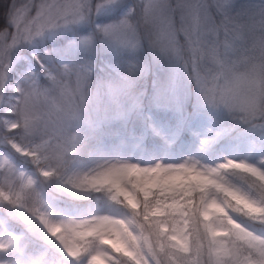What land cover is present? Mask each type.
<instances>
[{
	"label": "snow or ice",
	"instance_id": "obj_1",
	"mask_svg": "<svg viewBox=\"0 0 264 264\" xmlns=\"http://www.w3.org/2000/svg\"><path fill=\"white\" fill-rule=\"evenodd\" d=\"M0 264H264V0H0Z\"/></svg>",
	"mask_w": 264,
	"mask_h": 264
},
{
	"label": "rangeland",
	"instance_id": "obj_2",
	"mask_svg": "<svg viewBox=\"0 0 264 264\" xmlns=\"http://www.w3.org/2000/svg\"><path fill=\"white\" fill-rule=\"evenodd\" d=\"M252 2H255V0H252ZM184 151L186 152L187 149H185ZM137 155H139V154H137ZM177 158H181V154L180 153L177 154Z\"/></svg>",
	"mask_w": 264,
	"mask_h": 264
}]
</instances>
